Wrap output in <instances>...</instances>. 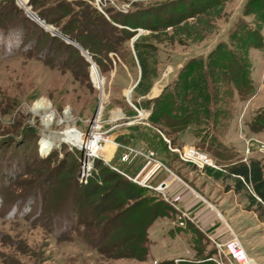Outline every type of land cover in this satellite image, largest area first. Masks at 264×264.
<instances>
[{
    "label": "rangeland",
    "instance_id": "obj_1",
    "mask_svg": "<svg viewBox=\"0 0 264 264\" xmlns=\"http://www.w3.org/2000/svg\"><path fill=\"white\" fill-rule=\"evenodd\" d=\"M204 1L27 0L31 11L28 13L17 0H0V264H162L154 260L152 251L150 253L151 239L159 240L166 231L177 234V241L171 245L179 242L205 244L215 249L212 241L194 231V226L185 220L183 224L188 231L181 235L172 221L180 212L173 206L169 209L160 206V213H165L160 218L165 216V220L158 221L151 229L150 237L147 231L145 260L120 257L121 251L126 250L124 247L110 250L112 238L119 229L114 228L107 238H100L98 232L104 221L100 218L112 216L117 210L96 217L91 213L88 201L73 200V181L82 183L80 160L86 149L65 140L64 135L72 129L85 136L96 134L101 137L91 175L94 167L109 166L140 186L143 183L152 187H145V195L166 199L164 185L160 187L164 182L151 186L143 178H130L120 169L132 154L153 159L155 148H162L164 121L170 119V114L180 103L184 108L192 105L189 97L180 98L177 87H172L178 70L189 58L209 52V47L226 38L230 22L244 2L225 0L222 14L213 20L212 31L205 33V40L199 42L174 34L180 23L163 26L181 14L187 16L190 8L199 9ZM68 3L74 5L76 13L68 12ZM94 9L104 17L110 15L120 21L138 23L140 25L135 26L140 27L128 26L134 32L127 35V30L120 32L119 28L105 25ZM45 13L52 24L40 18L39 15ZM36 17L39 20H35ZM186 19L192 21L193 17ZM109 21L123 27L121 22ZM42 22L50 26L45 28ZM153 26L155 29L152 30ZM80 28L88 30L86 36L95 37L100 49L111 50L108 56L99 58L98 65L90 64L83 52L86 49L70 35ZM115 36L125 40L118 44L111 39L113 42L109 43V37ZM142 37L156 46L158 73L152 86L158 95L146 98V104L138 105L143 99L133 89L140 77L134 42ZM251 50L247 54L251 66L250 82L254 87L250 96L243 99L236 90L230 89V82L218 79L214 83L219 88L217 104L222 106L223 113L213 126L216 140L212 144L207 139L199 148L214 166L201 165L195 159L180 155L186 147H196L198 138L190 134L184 135L187 146L171 148L179 160L177 164L184 167L191 180H196L197 170L216 167L212 154L221 153L225 145L230 146V162L251 156L264 161V130L253 131L249 126L258 110H264V96L260 102L252 100L258 88L251 77ZM81 56L90 64L88 68L79 59ZM197 72V68L194 69L192 76L195 77ZM164 92L170 94L169 101L160 99ZM153 104H158L162 112L152 114ZM213 104L217 106L215 101ZM131 127L134 129L129 130ZM42 138L51 142L47 150L41 149ZM209 189L213 190L207 184ZM239 198V195L230 194V203ZM243 205L247 209V202ZM239 209L235 206L230 211L237 214ZM253 213L258 216L254 209ZM254 214L247 213L246 217L254 219ZM182 218L183 213L180 221ZM260 222L264 224V221ZM238 237L244 245V236Z\"/></svg>",
    "mask_w": 264,
    "mask_h": 264
},
{
    "label": "trees",
    "instance_id": "obj_2",
    "mask_svg": "<svg viewBox=\"0 0 264 264\" xmlns=\"http://www.w3.org/2000/svg\"><path fill=\"white\" fill-rule=\"evenodd\" d=\"M224 1L206 0L199 9L193 10L190 8L187 16L181 14L176 20H168L163 26L167 27L180 23L173 33L183 35L190 41L199 42L204 39L205 33L212 31L213 20L222 14ZM73 6L72 3L67 4L68 12L76 13ZM94 12L97 13L98 11L94 9ZM98 13L96 15L101 16L100 19L105 21V25L110 26L112 29L119 28L120 32L127 30V35H132L131 32H134L129 30L128 26L132 28L140 27L135 26L140 25L138 23L120 21L108 15L109 13H107L109 17H104L100 12ZM39 16L45 22L53 23L51 19L48 20L46 13ZM188 16H192L193 20L188 21L186 19ZM107 17L114 23L121 22L120 24L123 27L111 23ZM125 17L128 18V16ZM154 27L151 29H155ZM263 29L264 0H244L241 9L230 22V27L226 31V38L216 42L205 55H196L189 58L178 70L172 87L174 85L177 87L180 98L184 97L185 100L186 97H189L192 105L189 104V107H186V105L184 108L180 103L178 108L173 110L169 116L170 119L163 123V127H165L164 134L168 135L178 131L181 133L180 136H184L186 133L190 134L196 139L198 138L195 143L197 148H201L203 146L202 142L207 139L211 140L213 144L216 140L213 126L217 124L221 113H223L222 106L217 104L220 100V97H218L219 88L214 83L218 79L230 82V85H232L230 89L236 90L243 99L254 92V87L250 82L251 66L247 60V54L250 49L263 48ZM73 33L75 34H68L72 35L86 49L96 65L100 63L99 58L108 56L107 54L111 51L110 49H100V43L94 41L96 40L95 37L86 36L89 33L86 28H80ZM111 39L113 41L115 39L118 44L125 40L124 38L121 40L117 36L109 37V43L113 42ZM64 47L67 46L64 45ZM134 51L140 68V77L133 89L138 95L145 96L157 77V50L153 42L142 37L138 42H134ZM79 59L83 60L87 68L90 66L82 56ZM196 68L198 72L194 77L192 71ZM172 92L175 94L174 91ZM142 99V102L137 103L138 105L146 104L147 99L144 97ZM160 99L170 100V94L164 92ZM214 101L216 107L212 106ZM160 109L158 104L155 106L153 104L151 113L153 114L155 111L162 112ZM249 126L253 131L264 130V110H258ZM121 171L130 178L134 177L128 171ZM223 179L230 180V188L236 193L244 195L249 203L248 207H253L260 220L264 221V161L257 156H251L246 161L235 160L230 164ZM73 186V200L88 201L90 211L95 216L109 210H117L112 216L100 218V220H104L98 232L100 238L105 239L112 229H119V232L112 238L110 250L124 247L126 250L121 251L120 257L145 260L148 253V228L156 218L160 217L161 214H165L160 213V206L169 209L171 205L163 199L145 195V187L136 184L124 174L105 165L94 167L92 175L86 183L79 184L73 181ZM162 264L168 263L162 262Z\"/></svg>",
    "mask_w": 264,
    "mask_h": 264
},
{
    "label": "crops",
    "instance_id": "obj_3",
    "mask_svg": "<svg viewBox=\"0 0 264 264\" xmlns=\"http://www.w3.org/2000/svg\"><path fill=\"white\" fill-rule=\"evenodd\" d=\"M229 1L233 3L235 0ZM238 11L236 10L235 15ZM262 34L264 37V29ZM250 52L253 56L251 77L258 88L252 100L260 102L264 96V46L261 49L253 48ZM206 53L207 51L197 55ZM153 89L152 86L145 96L139 95V97L153 98L154 95H158L157 91L154 92L155 89ZM132 129L134 127L129 130ZM125 131L128 130L125 129ZM180 134L179 131L168 135L163 134V146L161 149L155 148L153 159L146 160L141 158V156L132 154L130 159L122 164L121 170L130 172L134 177L143 178V181L146 180L151 186L164 182V195L166 198L164 200L178 210L180 214L183 213L181 221L180 214H176L172 220L177 225L181 235L183 231H188L185 228L186 224H183V220H185V223L188 222L194 226V231L199 232L209 240L210 237L220 241L227 240L232 233L237 236H244V245H242L253 259L254 264H264V224L262 225L258 216L253 213L254 208H248L249 203L246 197L230 188V180L223 179L232 163L230 162V146L225 145L226 147L221 153L212 154L215 156L212 157L215 168H206L203 171L197 170L199 175L196 176V180H191L187 177V171H184V167L181 164H177L179 160L176 153L171 149L177 146H187L186 138L180 136ZM111 155L113 154L111 153ZM242 161L246 160L242 159ZM216 171L220 172L217 176L213 175ZM207 184L210 185V188H213L212 191L210 189L207 190ZM141 186L152 188L143 183ZM230 194L233 196L239 195L240 198L235 199L234 203L231 204ZM244 201L247 202V209L243 205ZM235 206L240 207V212L237 214L230 211ZM247 213L254 214V219L250 216L246 217ZM160 219L165 220V216L162 218L158 217L153 221L148 228L149 237L151 236V229L158 224ZM259 224L262 225V228H260ZM175 233L172 232L170 234L166 231V234L162 235L159 240L153 241L150 238V253L152 251L156 262L168 264H216L211 259L215 257V249L209 245H184L181 242L178 245H171V242L177 241L175 237L177 234ZM167 241L170 242L168 245L166 244ZM212 249L214 250L212 251Z\"/></svg>",
    "mask_w": 264,
    "mask_h": 264
},
{
    "label": "built area",
    "instance_id": "obj_4",
    "mask_svg": "<svg viewBox=\"0 0 264 264\" xmlns=\"http://www.w3.org/2000/svg\"><path fill=\"white\" fill-rule=\"evenodd\" d=\"M82 149L85 150L84 148ZM83 155L84 157H82V159L80 160L81 166L79 179L82 183H86L89 176L91 175L92 162L97 156V153L92 154L85 150ZM180 155L182 157L195 159L201 165L205 163L214 166L212 161H210L209 156L205 152L194 146L186 147L185 149H183V151L180 152ZM162 185L164 184L161 183L160 187H162ZM210 240L212 241L216 250L215 257H212L211 259L216 262V264H254L253 259L248 255L242 245L240 238L235 233H232L227 240L220 241L211 237Z\"/></svg>",
    "mask_w": 264,
    "mask_h": 264
},
{
    "label": "bare ground",
    "instance_id": "obj_5",
    "mask_svg": "<svg viewBox=\"0 0 264 264\" xmlns=\"http://www.w3.org/2000/svg\"><path fill=\"white\" fill-rule=\"evenodd\" d=\"M17 1H18V4L21 7H23L26 11H28V13H31V11L29 10V7L27 6V0H17ZM35 20H39V19L36 18ZM37 24H39V23H37ZM42 25L45 28H47V27L50 26L48 24L46 25L43 22H42ZM89 61H90V64H91V62L95 63L92 60L91 56L89 58ZM64 135H65V140H67V141H70L71 140L70 141L71 143H75L74 145H77L78 144L79 146H82L84 149H86L88 152H90L92 154L97 153L98 150H99L98 141L101 139V137L97 136L96 134H88V135L85 136V135L80 134L78 132L75 133L74 130H72V129H68L64 133ZM108 141L111 142L110 140H108ZM40 144H41V149L42 150H47L49 147H51V142L48 141L45 138H42L41 139ZM96 147H97V149H96Z\"/></svg>",
    "mask_w": 264,
    "mask_h": 264
},
{
    "label": "water",
    "instance_id": "obj_6",
    "mask_svg": "<svg viewBox=\"0 0 264 264\" xmlns=\"http://www.w3.org/2000/svg\"><path fill=\"white\" fill-rule=\"evenodd\" d=\"M37 18V17H36ZM39 19V18H37ZM56 31V30H55ZM57 32V31H56ZM74 44H76L75 42H73ZM84 52V55L86 56L87 60L89 61V58H90V55L88 54L87 51H83ZM90 62V61H89Z\"/></svg>",
    "mask_w": 264,
    "mask_h": 264
}]
</instances>
